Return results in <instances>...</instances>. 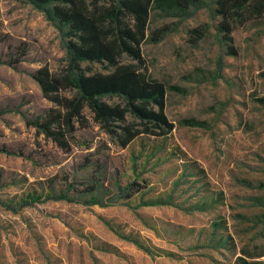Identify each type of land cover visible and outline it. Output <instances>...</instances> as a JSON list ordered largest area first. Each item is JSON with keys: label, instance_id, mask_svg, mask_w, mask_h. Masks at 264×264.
Here are the masks:
<instances>
[{"label": "rangeland", "instance_id": "rangeland-1", "mask_svg": "<svg viewBox=\"0 0 264 264\" xmlns=\"http://www.w3.org/2000/svg\"><path fill=\"white\" fill-rule=\"evenodd\" d=\"M215 1L150 11L147 33L165 34L141 43L140 70L166 87L167 135L121 148L85 108L63 151L25 117L54 107L30 73H64L66 38L29 0H0V264H264V14L219 31ZM29 194L76 201L18 209Z\"/></svg>", "mask_w": 264, "mask_h": 264}, {"label": "trees", "instance_id": "trees-1", "mask_svg": "<svg viewBox=\"0 0 264 264\" xmlns=\"http://www.w3.org/2000/svg\"><path fill=\"white\" fill-rule=\"evenodd\" d=\"M66 38L67 70L52 74L45 66L30 73L43 96L54 104L43 116L25 117L34 127L67 151L66 137L84 126L83 110L87 108L100 128L125 148L140 134L165 136L173 128L164 113L165 85L148 77L143 65L140 45L145 40L159 41L165 30L147 33L152 8L172 10L196 5L199 0H29ZM215 12L223 18L219 31L230 32L229 20L247 22L264 14V0H216ZM195 32V30H192ZM24 52H22V55ZM126 55L136 65L123 63ZM18 60H14L15 64ZM82 62L105 64L107 73L86 74ZM5 63L0 59V64ZM178 89L177 87H173ZM65 92H70L66 94ZM103 97L116 98L108 103ZM264 105V96L256 99ZM9 112L0 108V117ZM129 118L132 120L130 121ZM137 121L135 125L134 122ZM187 124H196L187 121ZM2 152H6L0 149ZM133 185V184H132ZM130 185L129 187H131ZM119 192L123 189L118 185ZM92 192V189L91 191ZM124 192V191H123ZM85 205L102 204L98 195ZM75 202L66 194L27 195L19 208L46 201ZM161 198L141 201L137 206L164 204ZM135 208V207H134ZM140 246V245H139ZM143 248V247H142Z\"/></svg>", "mask_w": 264, "mask_h": 264}]
</instances>
